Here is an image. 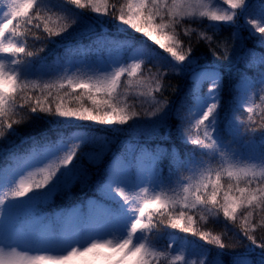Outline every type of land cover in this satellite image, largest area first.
Listing matches in <instances>:
<instances>
[{
	"label": "snow or ice",
	"instance_id": "1",
	"mask_svg": "<svg viewBox=\"0 0 264 264\" xmlns=\"http://www.w3.org/2000/svg\"><path fill=\"white\" fill-rule=\"evenodd\" d=\"M86 9L97 14L94 20L85 16ZM109 15L118 33H128L123 39L98 38L115 58L104 67L88 65L91 75L61 70L56 79L45 80L56 70L37 59L38 52L57 43L54 37L94 31ZM205 19L210 22L206 29L191 27ZM224 27L234 29V42L243 41L244 29L250 36L259 33L255 48L264 49V0H124L119 5L112 0H0V142L18 134L14 125L41 120L72 129L58 132L54 140L42 133L44 143L35 145L31 162L0 168V264H224L227 245L221 236L196 226L209 217L249 242L230 264H264V238L258 242L253 234L264 228V122L255 126L256 114L264 121V72L258 79L239 76L233 117L225 128L219 112L221 70L202 63L191 43L184 49L180 39L182 30L210 46L209 31ZM29 38L43 42L38 52L30 50ZM255 48L246 49L242 59L247 68H264V51ZM168 76L187 81L192 106L186 113L157 98ZM240 109L248 113L247 123L235 117ZM125 125L124 131L143 127L162 140L175 129L179 141L197 151L181 159L175 146L140 149L133 157L135 168L127 152L113 154L96 184L100 198L89 204L87 214L73 208L43 215L40 206L91 181L84 166L86 158L93 163L88 149H98L99 155L111 144L98 127ZM165 157H170V170L175 162V171L185 167L191 175L165 181ZM169 230L198 236L221 251L213 257L210 249L193 247L186 237L177 240ZM165 233L168 242L161 244ZM257 248L262 251L252 258Z\"/></svg>",
	"mask_w": 264,
	"mask_h": 264
},
{
	"label": "trees",
	"instance_id": "2",
	"mask_svg": "<svg viewBox=\"0 0 264 264\" xmlns=\"http://www.w3.org/2000/svg\"><path fill=\"white\" fill-rule=\"evenodd\" d=\"M112 2L122 4L124 0H112ZM86 17L90 19H95L97 15L91 12L90 10H83ZM105 23L95 27L94 31H90L87 34L77 37H54L53 39L57 43H49L45 46L43 52H38L39 48L43 46V42L40 40H35L29 38L30 50L38 52L37 59L43 58L46 64H51L54 61L61 59L64 60L68 55L69 51L78 49L80 51L88 49L92 44L102 42L101 37H108L109 39H123L128 35L126 32L118 33L115 28L117 23L113 17L110 15L103 17ZM208 20H204L202 24H192V28L206 29L209 25ZM241 23H243L241 21ZM35 31V30H34ZM233 28L224 27L219 30L217 33L209 31V35H213L214 42L209 46L203 41L197 42V37L193 34L191 37L185 36L181 30L180 39L183 41V48L186 49L191 43L194 54L198 55L199 60L202 63H213L221 70L223 75V89H222V101L221 107L219 109L221 121L224 122L226 128L227 124L231 119L232 108H233V86L236 85L237 80L241 74H245L247 71L246 60L242 59V55L246 49L255 48V45L258 43V38L250 36L247 29H244L241 35L244 37L243 41L234 42L232 41V32ZM142 39L140 34H137V40ZM146 39V38H143ZM235 43V47L233 44ZM147 44L151 47H156L153 45L152 41H147ZM225 44L228 49V54H225ZM211 47L216 55H213V52L209 50ZM160 53L163 51L158 50ZM256 52L264 51V49L255 48ZM165 54V53H164ZM165 56H168V54ZM91 58V57H90ZM93 59V58H91ZM155 72V68L153 69ZM162 97L161 93H157V98H162L167 100L169 107L172 110H175L180 106L184 100L188 84L187 81L181 76H168L165 77L162 82ZM131 99V97H130ZM147 108L146 106H144ZM227 117V120L225 119ZM255 119L257 124L255 126L259 127L260 123L264 122L261 120V114H256ZM18 127L19 131L17 135L8 136L2 142H0V168L6 169L10 164H14L16 161H21L24 156H28L32 153L33 148L36 144H43L44 141L41 140V134L46 133L48 138L55 139L57 133L60 131L70 132L72 129H64L62 126H55L46 123L45 121H36ZM92 127L96 128L97 126L93 125ZM126 126L123 129H126ZM113 130L107 126H99L98 131L101 134H106L111 138L110 149L105 156L104 160L97 166L92 165L88 161L84 160V166L88 169L90 175L92 176L91 181H89L85 186L78 184L73 190L70 196L67 198L57 197L55 202L46 208H40V212L48 217H54L61 212L68 211L77 206H82L86 204L89 200H98V192L96 189V184L102 178L105 166L107 165L109 159L113 154L122 153L125 148L131 146L135 149L137 153L140 149L150 150L154 149L157 145H161L163 148L171 149L175 146L179 150V156L181 159L185 157V154L188 152L197 151L195 145H185L182 144L175 135V129L173 130V135L169 139L162 140L160 136H149L146 134L129 132L124 130ZM163 133H161L162 135ZM257 140L260 139V133L258 132L256 137ZM135 153V154H136ZM197 155L199 153L197 152ZM165 167L167 164L165 163ZM167 178V174L165 175ZM198 219V217H197ZM220 221L223 220V217L218 218ZM259 219V217H257ZM197 228L203 231H211L213 235H220L222 241L227 247L222 251L224 253L222 259L224 264H230L233 256L244 253L246 251L245 245H248L249 242L244 239H239L233 231H230L224 227L223 223L214 222L212 217H209L207 222L199 221L197 223ZM228 228H232V225L229 224ZM238 231V227L236 229ZM174 234H177L176 230H169ZM258 242L264 238V228H258L255 233ZM164 235L167 236L165 233ZM180 238L184 239L185 237L195 242L193 246L202 245L203 247L211 250V255L216 256L218 249L215 245L207 244L206 242L199 239L198 236H192L190 234L180 233L177 234ZM261 249H256L251 253V257L255 258L259 256Z\"/></svg>",
	"mask_w": 264,
	"mask_h": 264
},
{
	"label": "rangeland",
	"instance_id": "3",
	"mask_svg": "<svg viewBox=\"0 0 264 264\" xmlns=\"http://www.w3.org/2000/svg\"><path fill=\"white\" fill-rule=\"evenodd\" d=\"M95 15H97V14H95ZM89 32L90 31L84 32L83 34H81V32L79 30H76V32H74L72 35H68L66 33V34H64L63 37L66 38V39L68 37L73 38V37H77V36H82V35L87 34ZM255 36L259 40L260 34L256 33ZM158 50L163 51V53L161 52V54L163 56H165V54L166 55L168 54V53L164 52V50H162V49H158ZM115 56H116V53L111 48L106 47L103 44V42H100V41L98 43L92 44L88 49L83 50V51H80L78 49H74V50L69 51L68 55L66 56V58L64 60L58 59V60L54 61L51 64H47L48 66L54 68L56 71H54L53 75H51V76H45L44 79L45 80H54V79H56L58 75H62L63 74V72L61 70H67V74L68 75H73V74H75V75H84L85 73L91 75L92 73L88 71V67H87L88 65H91L94 68L95 67H104L110 62L111 59L115 58ZM90 57L93 58V59H91ZM246 64H247V60H246ZM77 67L80 68L79 72L76 71ZM261 72H264V68H260V67L247 68V71L245 72L244 75H247L248 77H251L253 79H258L260 77ZM209 86L210 85L206 84L204 86V88H203V92L206 93ZM77 91H80V90H77ZM256 102L259 103L258 97H257V101ZM145 106L148 107V105H145ZM191 106H192L191 99L186 95L184 100L180 104L179 108H181L182 111L186 113L188 108L191 107ZM234 115H235V117L238 120L245 121L247 123L248 113L246 111H244L243 109H240L239 111H236L234 113ZM232 117H233V111H232L231 119H230L229 122H231ZM143 123L144 122L141 121L142 125H143ZM126 126L127 125H125V126H112V127L107 126V127H109L110 129H113V130H117V129L122 130ZM226 128H227V126H226ZM241 131H243V127H241ZM135 132L136 133H144V134L149 135V136H155V135H152V134L146 132L143 127H141L139 130H137ZM228 139H231V136H228ZM109 149H110V146H109V148H106L103 152L99 153V155H97L98 149L89 148L88 149L89 154H90L89 158H91L93 160V163H91V164L94 165V166L99 165L104 160V158L107 155ZM122 152H127V155H128V158H129V163L132 165L133 168H135L136 161L133 159V157L135 155H139V151L136 153L135 149L133 147L129 146V147L125 148L124 151H122ZM31 159H32V153L30 155H28V156H24L21 159V161H16L13 165L19 164L20 166H23L24 164H27V163L31 162ZM85 161H88V159L86 158ZM165 163L167 164V167H165ZM162 167L164 169L162 178L165 181H167L169 179L175 181L178 178L182 179L184 177H188V176L191 175V172L188 171V169L185 168V167H181L179 169V172L175 171V162H173L172 170H170V157H165L163 159ZM166 174H167V178H165ZM87 183H84V184H81V185L85 186ZM72 190H71V192L69 194H64V195H60V196H57V197L67 198L68 196L71 195ZM98 197H99V193H98ZM56 198H55V200H56ZM55 200H54V202H55ZM94 201H96V200L91 199L86 204H84L82 206L75 207V209H78V210L82 211L83 213L87 214V212L89 210V204L91 202H94ZM54 202L46 203V204L40 206V208H46L47 206L53 204ZM175 232L177 234L182 233V232H179L178 230H176ZM177 234H175V237L177 238V240L182 239ZM167 242H168V236L164 235V238L160 241V243L161 244H166ZM193 247H195V246H193ZM192 259H196L197 261H199L200 258L196 257V256H193Z\"/></svg>",
	"mask_w": 264,
	"mask_h": 264
}]
</instances>
